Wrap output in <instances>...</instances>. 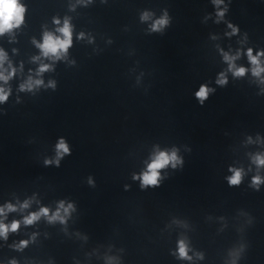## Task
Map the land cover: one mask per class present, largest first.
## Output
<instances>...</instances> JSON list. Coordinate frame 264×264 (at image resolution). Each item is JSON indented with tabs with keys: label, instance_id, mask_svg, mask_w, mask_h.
<instances>
[{
	"label": "water",
	"instance_id": "water-1",
	"mask_svg": "<svg viewBox=\"0 0 264 264\" xmlns=\"http://www.w3.org/2000/svg\"><path fill=\"white\" fill-rule=\"evenodd\" d=\"M23 2L25 23L14 30L15 43L0 38L13 64L24 61L25 72L35 68L29 57L37 49L30 39L39 40L42 25L52 28L53 15L72 17L68 55L75 64L58 61L43 74L45 81L56 80V90L19 93L20 103L17 79L10 81L13 95L0 106V202L35 192L43 204L72 200L76 211L67 235L59 224L41 220L9 234L10 243L35 229L41 233L36 244L22 253L0 248V258L73 264L74 257L80 264H104L108 254L119 256L121 264H189L169 254L183 234L204 253L195 264H225L228 250L241 242L247 247L239 264H264V185L249 188L251 173L239 186L224 180L229 164L246 165L245 152L255 150L243 145L245 135L264 137V95H256L247 78L229 76L223 87L213 83L225 67L214 45L229 41L222 24L201 22L211 11L208 0H94L72 12L69 0ZM162 8L171 17L169 26L148 33L138 13L159 15ZM227 18L248 32L253 45L264 47V0H232ZM76 31L90 33L93 43L77 41ZM209 33L221 38L212 41ZM201 83L215 89L202 106L192 95ZM59 136L71 154L59 167H45L42 161L53 154ZM153 145H175L184 162L167 169L158 187L141 190L131 174L143 168Z\"/></svg>",
	"mask_w": 264,
	"mask_h": 264
},
{
	"label": "clouds",
	"instance_id": "clouds-1",
	"mask_svg": "<svg viewBox=\"0 0 264 264\" xmlns=\"http://www.w3.org/2000/svg\"><path fill=\"white\" fill-rule=\"evenodd\" d=\"M93 2L94 0H69L67 8L69 12H72L77 6L87 7ZM105 2L106 0H101V3ZM231 3L232 0H208L211 11L205 12L201 21L203 23L211 20L214 25L222 24V37L229 41L225 47H221L218 43L214 45L220 62L225 67L216 73L213 83L223 87L228 83L229 76L233 80L247 78L250 84L256 86V95H264V47L253 45L249 40L248 32L242 31L238 24L227 18ZM26 10L23 0H0V38L7 36L9 43H15L14 30L20 29L25 23ZM138 19L147 24L146 31L148 33H163L171 22L167 8H162L159 15L148 9L141 10L138 13ZM51 25V29L46 25L41 26L39 40L35 37L30 39L32 46L37 49V53L29 57V63L34 64L35 68L30 67L27 72L24 69V61H17L14 65L9 57V52L4 47H0V106L4 105L13 95L10 81L14 77L17 79L15 103H20L19 93L35 95L41 89L56 90V80L49 78L45 81L43 74L54 71L58 61L66 62L68 65L75 64V60L69 59L68 55L75 30L72 17L53 15ZM75 38L77 41L86 40L89 44L94 40L90 33L84 31H76ZM220 38L221 34L209 33V39L212 41ZM232 38H235V47L231 43ZM11 52L15 55L17 49L12 48ZM241 59H243V63H239ZM214 91L215 89L208 83H201L192 95L202 106L209 94ZM0 114H2V109H0ZM242 143L245 146L254 145L255 150L245 152L246 165L229 164L227 166L229 174L224 177V180L229 187L239 186L244 177L251 173L248 177V187L253 191H259L261 185H264V137L259 133L254 136L245 135ZM52 151L53 154L50 157L46 156L42 161L45 167L49 165L59 167L61 160L71 154L70 146L63 136L56 138ZM183 162L180 150L175 145L166 148L153 145L147 159L143 162V168L139 172H133L131 179L139 182L138 186L141 190L158 187L160 182L166 178V170L182 167ZM161 170H165L163 175ZM86 182L89 186L94 185L91 176L87 178ZM124 188L127 190L128 185H124ZM75 211L76 206L72 200L58 199L52 205L43 204L35 192L24 196L23 199L16 196H13L12 199H4L0 202V248L7 247L13 252L22 253L29 245L36 244L41 233L35 229L23 233L26 238L13 239L10 243L8 242L9 234L17 233L22 227L35 226L41 220L46 225L59 224L60 230L67 235V223ZM9 214L16 215L9 219ZM248 222L250 223V220ZM172 223L181 227L187 226L182 221L175 219ZM43 235L47 239L48 233L44 232ZM73 235L81 240L87 239L79 232H74ZM246 247V244L241 242L230 248L225 264H239ZM169 254L176 260L187 261L189 264L204 260V253L193 249L188 238L183 234L178 236L175 249H169ZM102 259L104 264H121L120 257L116 255L105 254ZM0 264H44V262L31 257L18 259L16 256H9L0 258ZM46 264H54V261L49 258ZM73 264H80V262L73 257Z\"/></svg>",
	"mask_w": 264,
	"mask_h": 264
}]
</instances>
